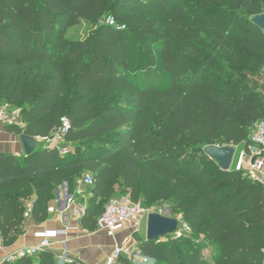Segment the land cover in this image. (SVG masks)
I'll use <instances>...</instances> for the list:
<instances>
[{
  "label": "trees",
  "instance_id": "obj_1",
  "mask_svg": "<svg viewBox=\"0 0 264 264\" xmlns=\"http://www.w3.org/2000/svg\"><path fill=\"white\" fill-rule=\"evenodd\" d=\"M149 14L163 25L151 27ZM260 15L264 0H0V102L23 122L5 130L51 138L69 123L66 154L44 142L28 157L0 153L2 246L23 235L27 201L26 219L40 225L61 185L73 195L89 174L82 230H96L116 188L140 203L155 193L177 202L191 236L136 239L153 264H264V184L206 154L255 147L264 34L251 20ZM83 23L84 40L65 38ZM68 260L46 251L1 264H83Z\"/></svg>",
  "mask_w": 264,
  "mask_h": 264
},
{
  "label": "built area",
  "instance_id": "obj_2",
  "mask_svg": "<svg viewBox=\"0 0 264 264\" xmlns=\"http://www.w3.org/2000/svg\"><path fill=\"white\" fill-rule=\"evenodd\" d=\"M106 24L115 26L112 18L106 19ZM123 29V27L121 28ZM0 122L3 124H15L22 127L23 122L20 117V110L12 109L4 106L0 109ZM61 128L51 138H35L38 141L44 142L46 146L56 147L61 154H66L68 147L63 144V136L69 129V123L66 119H62ZM251 140L255 147L254 154L248 157L241 155L234 166V170L243 171L248 178L255 183L264 184V120L257 122L254 126ZM93 184L92 178L89 174H84L83 178L76 186L73 195L63 194L64 202L67 206L73 205L76 199H85L83 188L91 187ZM31 205L27 207L24 217L30 216ZM84 212V207H80L76 211V216L81 218ZM48 213H55V208L50 206ZM148 211L142 206L140 202H133L128 196L111 199L104 207L103 213L97 219L96 232L104 234L106 237L113 240V247L110 253L106 256L104 264H121L122 258L135 261L134 264H153L149 259L138 254L135 255L132 250V243L136 244L134 234L139 232V226L144 221L146 222ZM177 232V231H176ZM175 232V233H176ZM174 233V234H175ZM62 234H66L63 231ZM180 237V233H176ZM59 232H43L36 235L37 242L30 246H25L19 249L14 255L6 258L4 261L14 262L25 257L37 256L43 252L50 251L53 241L57 239ZM124 235L121 241L118 236ZM63 252L57 254V258L61 263H68V256L65 249V242H60ZM264 252V251H263ZM141 261H137L136 258Z\"/></svg>",
  "mask_w": 264,
  "mask_h": 264
},
{
  "label": "crops",
  "instance_id": "obj_3",
  "mask_svg": "<svg viewBox=\"0 0 264 264\" xmlns=\"http://www.w3.org/2000/svg\"><path fill=\"white\" fill-rule=\"evenodd\" d=\"M0 153L16 157L24 155L19 136L7 132L5 124L2 122H0ZM79 181L77 185H79ZM87 188H83L84 204L87 197ZM63 198L60 197V193L59 197H55V202L51 205L55 208V213L49 214V219L44 223L36 225L31 219H28L24 225L23 235L12 246L3 247L0 239V264L19 249L35 244L37 234L48 231L61 234L53 241L50 251L61 254L63 248L60 242H65L67 256L76 258L83 264H104L106 256L113 247V240L96 231L89 233L82 230L79 226L80 218L76 216V211L80 207H85V205L82 206L76 203L79 200L77 198L73 205L67 206ZM29 205L30 202L27 201L26 206ZM63 231H66V234H62ZM123 237L124 235L118 236V240L121 241Z\"/></svg>",
  "mask_w": 264,
  "mask_h": 264
},
{
  "label": "rangeland",
  "instance_id": "obj_4",
  "mask_svg": "<svg viewBox=\"0 0 264 264\" xmlns=\"http://www.w3.org/2000/svg\"><path fill=\"white\" fill-rule=\"evenodd\" d=\"M148 18H150L152 20L151 27L163 25L161 23V20L157 16H152L151 14H149ZM91 29L92 28L90 26H88L87 24H84V23L81 25H78V26L69 27L66 31L65 38L68 40H74V41L84 40L87 37V35L90 33ZM260 74H263V73L260 72ZM4 106H5L4 103L0 102V109ZM40 144H41V141H38V145H40ZM70 149L73 150L72 147H70ZM235 149H236L235 155H234L233 162L231 165L232 170L234 169V166H235L236 162L239 160L240 156L243 154L246 155L245 152L243 151L242 145L235 147ZM250 152H251L250 155H247L248 157H250L251 155L254 154V150L251 149ZM82 178H83V176L81 177V179ZM142 191L146 192V190L143 188V186H142ZM59 193H60V197L63 198L62 197L63 185H61V187L59 188ZM149 196L151 197V199L148 202H146L144 200H140L141 203L143 204L144 208L148 211V213H157V214H160L164 217L175 219L178 222V230L176 233H180L184 237H190L191 236V232H190L189 228L186 226V224L184 223L182 216L180 214V211L177 207L178 206L177 202L174 199L169 198V199L160 201V200H157L156 198L154 199L155 193H151V194H149ZM20 197H23L24 199L26 198V196H24V194H20ZM123 197H127V195L121 194L119 189L116 188V194H115L114 199H119V198H123ZM76 203L84 206L83 199H79ZM24 220L26 223V221L28 219L24 218ZM138 229H139V232L134 234V240H136L138 238L145 239V222L144 221L141 223V225L139 226ZM176 233L173 235H170V237L171 236L177 237ZM192 242L195 244V246H200L202 248L201 252H202L203 256H205L206 258H209V256H211V252H212L211 247L206 242H204L201 238L195 237L192 239ZM132 250H133V253L135 252V255L138 254L137 246L135 243L134 244L132 243ZM136 259H137V261H141V259L139 257ZM134 263H135V261L127 260L126 258H122V260H121V264H134Z\"/></svg>",
  "mask_w": 264,
  "mask_h": 264
},
{
  "label": "water",
  "instance_id": "obj_5",
  "mask_svg": "<svg viewBox=\"0 0 264 264\" xmlns=\"http://www.w3.org/2000/svg\"><path fill=\"white\" fill-rule=\"evenodd\" d=\"M251 22L258 26L264 34V15L252 18ZM23 153L26 157L30 156L37 149L38 142L35 138L20 135L19 136ZM235 147L228 146L218 148L210 146L206 148V154L216 162L223 170L229 171L235 155ZM59 197V190L55 192ZM63 194L66 195V187L63 185ZM178 230V222L175 219L164 217L157 213H148L145 222V241L161 240L169 237Z\"/></svg>",
  "mask_w": 264,
  "mask_h": 264
},
{
  "label": "bare ground",
  "instance_id": "obj_6",
  "mask_svg": "<svg viewBox=\"0 0 264 264\" xmlns=\"http://www.w3.org/2000/svg\"><path fill=\"white\" fill-rule=\"evenodd\" d=\"M59 235H61V234H59ZM59 235H58V236H59Z\"/></svg>",
  "mask_w": 264,
  "mask_h": 264
}]
</instances>
